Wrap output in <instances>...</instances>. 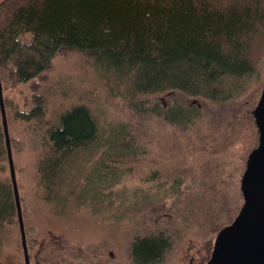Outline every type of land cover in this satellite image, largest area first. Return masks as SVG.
<instances>
[{
  "label": "trees",
  "instance_id": "16d2710c",
  "mask_svg": "<svg viewBox=\"0 0 264 264\" xmlns=\"http://www.w3.org/2000/svg\"><path fill=\"white\" fill-rule=\"evenodd\" d=\"M72 55L126 82L132 96L181 91L218 99L222 77L250 76L264 66V0H0L3 94L21 86L32 94L30 109L4 96L7 119L10 114L20 123H44L45 84L57 59ZM134 108L142 122L113 125L102 143L88 180L93 200L112 194L127 176L177 189L188 180L213 191L226 179L218 169L227 163L223 152L236 143L229 140L247 128L248 118L254 120L252 111L239 117L240 106L206 115L178 102L166 107L136 102ZM9 134L17 177L14 157L26 143L10 126ZM45 138L50 151L40 173L50 185L80 151L101 145L102 134L91 109L78 104L58 116ZM7 164L0 111V172ZM10 179H0V230L18 221ZM20 198L25 218L30 213ZM226 205L229 219L242 206ZM27 243L31 254L37 238ZM172 247L171 237L160 231L136 236L130 254L135 264H159Z\"/></svg>",
  "mask_w": 264,
  "mask_h": 264
},
{
  "label": "rangeland",
  "instance_id": "374dc122",
  "mask_svg": "<svg viewBox=\"0 0 264 264\" xmlns=\"http://www.w3.org/2000/svg\"><path fill=\"white\" fill-rule=\"evenodd\" d=\"M127 86L81 55L60 57L42 92L47 108L44 123H20L8 114L12 135L26 143L14 158L20 195L30 213L24 218L27 239L37 238L30 252L31 264H135L130 254L133 239L160 231L171 237L173 247L159 264H203L213 249L215 227L229 224L238 214L229 219L223 207L227 202L236 209L243 204L240 179L259 136L251 118L238 138L229 140L236 143L223 152L227 163L218 169L226 179L213 191L188 180L177 189L127 176L112 194L93 200L88 180L110 128L142 122L134 108L136 102L164 107L178 102L201 115L214 109L234 111L240 106L241 117L244 111L251 112L260 98L264 66L250 76L222 77L216 84L221 90L218 99L181 91L132 96ZM4 96L17 107H31L32 94L26 86L7 90ZM78 104L87 105L97 118L101 145L80 151L64 165L57 182L47 185L40 173V163L50 151L45 131L64 110ZM8 166L0 172V179L10 176ZM0 264H25L18 221L0 230Z\"/></svg>",
  "mask_w": 264,
  "mask_h": 264
},
{
  "label": "water",
  "instance_id": "95a60500",
  "mask_svg": "<svg viewBox=\"0 0 264 264\" xmlns=\"http://www.w3.org/2000/svg\"><path fill=\"white\" fill-rule=\"evenodd\" d=\"M0 111L8 154L9 170L25 264H31L16 177L8 119L0 74ZM258 129V144L249 152L240 180L243 204L233 221L217 233L213 249L203 264H264V87L252 110Z\"/></svg>",
  "mask_w": 264,
  "mask_h": 264
},
{
  "label": "flooded vegetation",
  "instance_id": "af4514ba",
  "mask_svg": "<svg viewBox=\"0 0 264 264\" xmlns=\"http://www.w3.org/2000/svg\"><path fill=\"white\" fill-rule=\"evenodd\" d=\"M35 257H33V259H34ZM30 259H31V257H30ZM37 264H40V262L38 261V262H36Z\"/></svg>",
  "mask_w": 264,
  "mask_h": 264
}]
</instances>
